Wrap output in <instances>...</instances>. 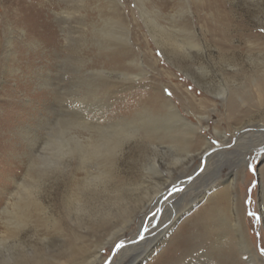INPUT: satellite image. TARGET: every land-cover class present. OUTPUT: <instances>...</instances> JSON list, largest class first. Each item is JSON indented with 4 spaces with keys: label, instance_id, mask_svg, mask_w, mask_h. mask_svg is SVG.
I'll return each mask as SVG.
<instances>
[{
    "label": "rangeland",
    "instance_id": "obj_1",
    "mask_svg": "<svg viewBox=\"0 0 264 264\" xmlns=\"http://www.w3.org/2000/svg\"><path fill=\"white\" fill-rule=\"evenodd\" d=\"M75 4L74 0H0V210L14 202L12 194L18 187L14 178L32 186L30 198L36 201L30 221L19 230L0 219V234L10 240L6 245L13 252L10 264H84L85 254L102 244H106L102 263L132 260L127 250L119 248L114 254L119 245L115 237L124 221L122 212L127 208L133 214L140 207H145L141 216L155 232L147 237L141 253L146 254L137 264H157L166 256L171 257L167 264H220L221 260L250 264V252L244 254L240 247L231 202L224 204L223 227L221 222L211 223V227L220 225L212 235L206 233L202 220L196 222L195 211H186L194 193L213 183L228 186L235 176L233 191L246 237L259 255L257 264H264L259 252L264 247L259 184L264 150L236 148L238 136L256 133L264 124V0ZM146 11L168 29L184 27L182 36L198 46L177 52L158 44ZM109 20L118 21L121 30L128 29L131 40L106 41L111 39L105 36L110 32ZM168 99L199 132L195 137L187 135V143L181 140L188 147H168L171 144L166 142L157 150L148 139L126 142L115 158L110 182L84 192L76 205L75 195L81 194L79 187L90 175L87 171L94 170L81 167L75 156L67 157L60 168L47 164L46 141L52 128L61 119L91 123L139 113L148 116L143 107L164 116ZM208 140L210 148L205 146ZM241 164L238 176L233 175ZM160 183L164 193H176L163 206V200L158 204L161 194L148 201V194ZM176 183L185 185L176 187ZM177 211L186 214L175 225L170 220ZM109 212L113 218H107ZM184 220L189 227H182ZM131 225L125 238L138 233L139 219ZM177 242L182 245L172 251ZM1 255V264H6Z\"/></svg>",
    "mask_w": 264,
    "mask_h": 264
},
{
    "label": "bare ground",
    "instance_id": "obj_2",
    "mask_svg": "<svg viewBox=\"0 0 264 264\" xmlns=\"http://www.w3.org/2000/svg\"><path fill=\"white\" fill-rule=\"evenodd\" d=\"M74 1L76 3L74 6H81L80 2L82 0H74ZM143 11L145 12V10ZM67 13L68 15L74 14V12L72 11L71 12L68 11ZM146 14H147L146 21H148L147 25L152 33V36L154 37V39L157 41L158 44L161 43L162 45H167L177 52L186 51L198 46L197 43H195L190 38H187V36L186 37H184L185 35L182 36V34L186 33V29L184 27L177 28L176 25H172L171 28L168 29L166 28L167 26L161 25L156 20L155 14L150 13V11L149 12L146 11ZM172 16L174 19L175 15ZM107 23L108 25L106 26V30L110 32L109 33L107 32L105 36H108V38L111 39H106V41L112 42L111 40H118V41L124 40L125 42H129L131 40L130 31L126 28L121 30L119 28L120 23L118 21L109 20ZM142 109H143L142 113L145 112L146 115L148 116H142L139 113L138 116L135 117H130V118L121 117L119 119L116 120L114 119L111 121L105 120V122L101 120L98 121V119H96L95 121L93 120V122L91 123L90 122L84 123L79 121L78 119H75L74 121H72L71 119L69 120L61 119L60 122L57 123L56 127L52 128L53 132L50 133L51 138L48 137L49 139L46 141V149L48 150V152L45 153L46 156H48L47 164L50 165L54 164L60 168L65 165L66 161L64 160L67 157L75 156L76 159H78V161L80 162L79 165H81V167L86 166L94 170V172L87 171L90 173V175L84 178L86 181L82 183V185H80L79 187V189L81 190V194L78 193L75 195L76 205L81 204L84 192L97 191L100 185H104L106 184V182H110V179L113 178L112 169L115 158L120 152H122V149L124 148L126 142H130V140L132 139L135 140L148 139L155 143L156 146L155 148L157 150H161L162 149L161 145L166 142L171 144L168 147L170 146L176 147L181 144L188 147L186 143L190 138L189 136L192 135L195 137V134L199 133L196 129V125L186 116H184L181 113V111L169 99L166 103V109L168 110V113L164 116H162L161 113L159 112L157 113L145 107H143ZM197 126L200 128L202 127L201 124H198ZM255 131L257 132L256 133L245 132L242 136L240 137L238 136L237 139L243 141V143H240L241 142L240 141L236 144V148H238V151L239 148L246 149L247 147L253 148V146H255L254 150H256V147L257 149H259L258 151L260 152L264 150V124H260V128L255 129ZM179 132L183 133L184 135H182L181 137L179 135ZM221 134H223L224 136L227 135L223 131L221 132ZM182 139L186 141V143L181 142ZM205 146H207L206 148H210L211 143L209 140L207 141ZM32 150L34 149L32 148ZM182 161H183L182 159L181 161L178 160V162H182ZM156 163H157L156 161H153V165H155V167H157ZM236 167L237 169L235 170V173L233 175L238 176L239 174L238 170L239 168L241 169L242 164ZM263 176H264V166L260 170L261 178H259L260 203H261L260 209H261L262 220H264ZM235 178L230 179L228 186H223V182L213 183L209 187L205 186V189L202 193H198V194L194 193L193 195L194 198H192L191 203L189 207H187L186 211L188 210L195 211L194 217L196 222L198 220H202L203 222L201 223L207 228L206 233L212 235L214 229H218L217 232L220 231V225H218L217 227L216 226L211 227V223L215 221H217L218 223L221 222V225L223 227L224 224L223 219L225 218L224 215L226 213L225 212L226 207L224 206V204L226 203L228 204V201L231 202L232 211L235 219L234 227H236V231L238 232V239L241 250L244 254L250 252V256L248 257L250 264H257V260L259 261V255L256 249L250 246L249 244V241L246 237V232L242 224L241 213L237 208V198L235 197V192L233 191ZM14 181L18 186L17 191H15L12 194V196L15 197L14 202L8 203L2 210H0V219H3L7 225H12V228H14V231H16L24 227V225H27V223L30 221L31 207L33 206V203H35L36 201L31 200L30 198V191L32 188L30 184L27 185L25 180L18 182L17 180H15V178ZM162 185L163 183L162 184L160 183L157 190H155L151 195L148 194L149 196L148 201H151L157 194H161V196L158 199V204H160V201L162 202L163 200L162 203L163 206L166 201L168 202L176 196L175 192L173 194H171L170 192L164 193L162 190ZM183 185L185 184L176 183V187L177 186L182 187ZM144 208L143 207L138 208V210L133 214L132 212H129L127 208L125 209V211L122 212L121 216L124 217V221L120 226V228L118 229V232H116L115 242L116 243L119 242V245L121 244L123 245V247L120 248V251L121 250L129 251V253L127 254L131 255L130 258H132V260L126 258L115 262L113 261V259H111L110 260L111 264H137L138 258L143 255L141 254L143 252L142 246L145 243H147L146 241L147 237H149L151 232L153 233L155 232V229H152V226L150 224L144 222L145 216H141V214L144 212ZM186 211L183 213H181V211L179 212L177 211L176 217H174L175 219L170 221H172V223L175 225L178 224V222L182 220L183 217L185 216ZM109 217L113 218L114 217L113 213L109 212L107 218ZM137 218L140 221V229L138 233L132 238L129 239L125 238L127 231L132 226L131 224L135 222ZM183 222L185 224H183L182 227H187V226L189 227L187 221L185 222L184 220ZM197 224L198 223H195V225ZM170 229L167 228L166 231ZM141 236H143V239H141ZM9 241L10 240L7 238V236L0 234V257L2 256L1 254L5 255L6 264H10L11 262L14 261L13 252L11 248L7 246ZM186 242L187 241H185V243ZM108 245H114V241L108 243ZM180 245H182V243L177 242V244L172 246L171 250L173 251L176 247H179ZM105 246L106 244H102V246L96 247L93 251L85 254L82 262H84V264H107L109 261L102 263L103 260L102 249H104ZM118 250L119 249L116 248L115 249L116 252H114V254L117 253ZM219 252H221L220 257L222 259L225 258L224 248L221 249ZM118 254L119 257H121L120 255L121 252ZM145 254L143 256H145ZM164 259L166 260L163 261L160 259V262L163 261L162 264H167L170 261L171 257L166 256ZM160 262L157 264H160ZM219 263L226 264L225 261L222 260L219 261Z\"/></svg>",
    "mask_w": 264,
    "mask_h": 264
},
{
    "label": "snow or ice",
    "instance_id": "obj_3",
    "mask_svg": "<svg viewBox=\"0 0 264 264\" xmlns=\"http://www.w3.org/2000/svg\"><path fill=\"white\" fill-rule=\"evenodd\" d=\"M134 6H135V5H133V7H134ZM262 31H264V29H262ZM157 55H161V54H160V53H157ZM190 90H191V89H189V91H190ZM164 92L167 94V96H169V97L172 96L171 91H169L168 89H164ZM212 143H218V141H213ZM247 167L250 168L251 171H253V172L256 171V167L253 166V165H251V164H248ZM175 190H176V189H174V191H175ZM250 215L253 216V217H255V216H256V213H250ZM141 239H143V236H141ZM116 247H117V249H119V248L123 247V245H122V244H121V245H117ZM259 252H260L262 255H264V247H260V248H259ZM108 264H111V262L109 261Z\"/></svg>",
    "mask_w": 264,
    "mask_h": 264
}]
</instances>
